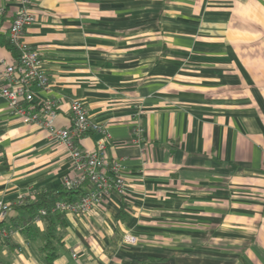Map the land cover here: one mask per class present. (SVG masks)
<instances>
[{"label":"crops","instance_id":"crops-1","mask_svg":"<svg viewBox=\"0 0 264 264\" xmlns=\"http://www.w3.org/2000/svg\"><path fill=\"white\" fill-rule=\"evenodd\" d=\"M31 1L25 38L50 78L36 101L58 100L64 128L71 101H84L129 189L66 212L53 264H264V0ZM1 7L0 58L11 61L16 5ZM74 174L66 147L0 96V199L33 200ZM36 228L14 231L0 258L47 264L44 220Z\"/></svg>","mask_w":264,"mask_h":264},{"label":"built area","instance_id":"built-area-1","mask_svg":"<svg viewBox=\"0 0 264 264\" xmlns=\"http://www.w3.org/2000/svg\"><path fill=\"white\" fill-rule=\"evenodd\" d=\"M9 1L15 3L16 10L8 39L17 49L18 56L11 61L0 58V96L8 100L11 109L19 113L24 121L40 123L52 140L66 147L75 174L66 176L63 186H89L88 193L82 198L70 203L59 202L56 209L83 214L94 209L113 192L126 196L129 189L124 176V164L120 159H110L108 155L111 134L106 125L92 119L84 101H71L70 128L56 124L58 100L47 98L41 102L36 101V89L48 88L50 78L44 67L41 52L25 38L26 29L36 20L32 1ZM3 10L1 7L0 13ZM89 132L100 133V139L95 148L86 150L76 143V137ZM134 133L137 136L135 140L139 141L143 128L140 125L135 126ZM12 208L13 202L0 199V222L8 220ZM41 214H46V210L42 209Z\"/></svg>","mask_w":264,"mask_h":264},{"label":"trees","instance_id":"trees-1","mask_svg":"<svg viewBox=\"0 0 264 264\" xmlns=\"http://www.w3.org/2000/svg\"><path fill=\"white\" fill-rule=\"evenodd\" d=\"M5 44L16 53L17 49L7 39ZM89 191L88 184L80 185L76 188L62 187L60 190L48 191L40 190L35 193V198L30 200L29 196L13 201V211L16 214L11 217V224L8 220L0 222V246L4 243H13L12 233L14 231H27L31 236L36 234V221L41 218L45 222L43 244L41 246L44 259L47 264H53L59 255V246L63 243L61 228L66 223V211L56 209L59 202H73L82 198ZM45 209L46 214L42 215L41 210ZM11 213V214H12ZM9 217V218H10ZM8 218V219H9ZM147 261L142 260L141 264ZM0 264H9L0 258Z\"/></svg>","mask_w":264,"mask_h":264}]
</instances>
